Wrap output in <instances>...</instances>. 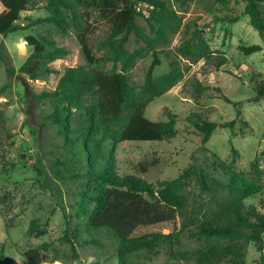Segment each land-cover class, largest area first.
Listing matches in <instances>:
<instances>
[{"label":"rangeland","instance_id":"obj_1","mask_svg":"<svg viewBox=\"0 0 264 264\" xmlns=\"http://www.w3.org/2000/svg\"><path fill=\"white\" fill-rule=\"evenodd\" d=\"M48 0H30L29 10L22 12L17 25L24 30L0 35L9 58L8 67L0 59V245L5 247L7 261L3 264H31L25 253L41 248L42 262L47 264H72V244L66 234L80 228L84 235L94 238L97 244L77 246L82 264H118L119 240L109 229L89 230L88 218L80 212V192L85 179L73 176V166L66 165L63 140L57 127L48 116L51 103L41 98L44 91L55 89L67 68L87 66L79 38L73 32L61 33L50 23L35 24L46 18ZM245 0H189L185 10L176 6L183 16L181 30L173 35L167 45L157 52L161 65L155 68L158 77L170 71V62L179 57L181 44L198 28L214 50L225 51L228 63L220 69L209 67L202 59L198 62L183 60L184 79L163 96L151 102L146 117L154 122L168 121V111L177 115L178 134L165 142H125L117 148V167L120 175L134 174L155 185L159 181L177 178L192 163V157L211 176L227 183L229 166L237 150L236 170L251 171V163L259 157L264 171V97L259 103L251 101L264 83V50L246 56L240 46L261 45L264 38L244 15ZM141 8H146L141 5ZM239 16L237 23L222 19ZM90 44L96 56L98 42L110 32V24L98 12L91 16ZM138 25L150 33L145 18ZM47 45L66 51L64 56L46 63L37 78L20 72L21 66L33 53L25 40L28 36ZM53 43V46L50 44ZM136 53L135 66L127 73L133 85H141L153 61V53L131 35L127 44ZM15 70L10 75L7 68ZM49 68L58 72L49 71ZM109 72L112 63L100 67ZM120 66L117 67V70ZM198 80L209 89L195 91L192 83ZM220 87L232 101L240 104L241 116L236 121L235 133L228 128H218L210 141L201 145V137L192 125L191 116L222 123L236 120L237 108L216 95ZM262 191L249 198L246 205H255L264 214V175L259 180ZM187 206L177 216V229L181 235L176 242L163 243L154 252L140 255L144 264H199L198 256L207 242L190 236L197 226L217 209L210 195L200 191L196 182L185 189ZM264 251H257L254 243L247 248L246 264H261Z\"/></svg>","mask_w":264,"mask_h":264},{"label":"trees","instance_id":"obj_2","mask_svg":"<svg viewBox=\"0 0 264 264\" xmlns=\"http://www.w3.org/2000/svg\"><path fill=\"white\" fill-rule=\"evenodd\" d=\"M222 2L223 0H214ZM244 15L264 38V0H245ZM30 0H0V35L24 30L16 24L21 13L28 11ZM145 5L146 8H141ZM189 0H48V16L39 18L35 24H53L63 34L73 32L82 45L87 66L67 68L63 71L55 89L44 91L41 98L51 103L48 118L57 127L63 140L66 165L73 166V176L85 179L86 186L80 192V212L88 218L89 230L109 229L118 238L116 250L118 264H144L140 255L152 253L163 243L176 242L181 231L177 229V216L187 206L185 189L196 182L200 191L215 200L217 209L206 217L190 233L191 237L207 242L199 254V264H246L247 248L254 243L257 251H264V214L246 201L259 194V180L264 171L259 157L251 163V171L236 170L237 150L229 166L227 183L211 176L192 157V163L175 179L159 181L157 185L134 174L120 175L117 167V148L125 142H165L178 134L177 115L168 111L169 120L154 122L146 117L148 105L180 83L186 74L183 60L198 62L220 69L228 63L223 50H214L205 39V33L196 26L192 36L179 48V57L170 62V71L155 77V68L161 65L157 52L159 46L167 45L173 35L183 26V16L178 8L185 10ZM98 12L110 24L109 34L98 42L101 53L96 56L90 44L91 16ZM146 19L150 33L138 25V18ZM237 23L239 16L222 19ZM131 35L153 53V61L143 84L133 85L127 73L135 66L137 55L127 49ZM33 47V53L21 66L20 72L37 78L42 63L64 56L66 51L53 50L34 36L25 38ZM53 46V43H50ZM246 56L263 51L261 45L240 46ZM0 59L9 65V58L0 45ZM112 63V71L100 67ZM120 69L117 70V67ZM10 75L15 70L7 68ZM49 71H54L49 68ZM55 73H58L54 71ZM192 85L195 91L209 89L198 80ZM219 98L234 104L236 120L216 123L204 120L196 114L191 116L192 125L205 146L218 128H228L235 133L236 121L241 116L240 104L232 101L220 87ZM264 97V83L251 99L259 103ZM72 244V264H82L77 246L97 244L94 238L84 235L80 228H67ZM41 248L25 253L31 264H42ZM7 261L5 247L0 245V264ZM264 264V256H261Z\"/></svg>","mask_w":264,"mask_h":264},{"label":"clouds","instance_id":"obj_3","mask_svg":"<svg viewBox=\"0 0 264 264\" xmlns=\"http://www.w3.org/2000/svg\"><path fill=\"white\" fill-rule=\"evenodd\" d=\"M42 264H47V261L42 262ZM56 264H61V262L57 261Z\"/></svg>","mask_w":264,"mask_h":264}]
</instances>
